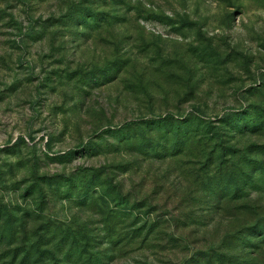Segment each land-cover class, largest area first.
Wrapping results in <instances>:
<instances>
[{"label":"rangeland","instance_id":"374dc122","mask_svg":"<svg viewBox=\"0 0 264 264\" xmlns=\"http://www.w3.org/2000/svg\"><path fill=\"white\" fill-rule=\"evenodd\" d=\"M0 264H264V0H0Z\"/></svg>","mask_w":264,"mask_h":264}]
</instances>
